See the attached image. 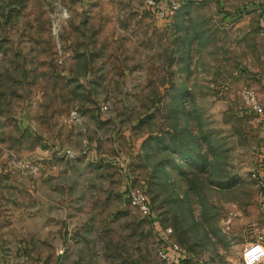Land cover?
I'll return each mask as SVG.
<instances>
[{
    "label": "rangeland",
    "instance_id": "obj_1",
    "mask_svg": "<svg viewBox=\"0 0 264 264\" xmlns=\"http://www.w3.org/2000/svg\"><path fill=\"white\" fill-rule=\"evenodd\" d=\"M161 6L0 0V264H242L264 231V0Z\"/></svg>",
    "mask_w": 264,
    "mask_h": 264
},
{
    "label": "built area",
    "instance_id": "obj_2",
    "mask_svg": "<svg viewBox=\"0 0 264 264\" xmlns=\"http://www.w3.org/2000/svg\"><path fill=\"white\" fill-rule=\"evenodd\" d=\"M138 1L145 4L148 8L157 11V13L162 17H166L168 15V10L161 6L160 0ZM262 34L264 36V27L262 29ZM241 97L247 110L257 115L264 124V104L260 100L256 91L253 88L246 87L243 89ZM128 196L129 203L132 207L136 208L148 217H153V209L145 192L131 189ZM171 231V228L166 229L161 238L165 239V236H168ZM159 253L162 259L169 264H184V262L188 260L187 254H185V252L176 244L171 245L170 249H160ZM242 264H264V231L259 232L255 239L245 245L242 251Z\"/></svg>",
    "mask_w": 264,
    "mask_h": 264
},
{
    "label": "trees",
    "instance_id": "obj_3",
    "mask_svg": "<svg viewBox=\"0 0 264 264\" xmlns=\"http://www.w3.org/2000/svg\"><path fill=\"white\" fill-rule=\"evenodd\" d=\"M160 4H162V0H160ZM156 220H157L156 218L153 219L154 224H155ZM195 264H197V263H195Z\"/></svg>",
    "mask_w": 264,
    "mask_h": 264
}]
</instances>
